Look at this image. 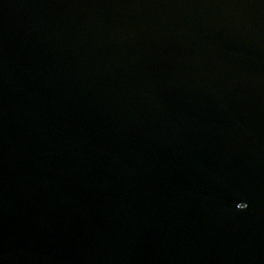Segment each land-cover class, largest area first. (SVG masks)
I'll return each instance as SVG.
<instances>
[{"label":"water","instance_id":"obj_1","mask_svg":"<svg viewBox=\"0 0 264 264\" xmlns=\"http://www.w3.org/2000/svg\"><path fill=\"white\" fill-rule=\"evenodd\" d=\"M0 264H264V0H0Z\"/></svg>","mask_w":264,"mask_h":264},{"label":"clouds","instance_id":"obj_2","mask_svg":"<svg viewBox=\"0 0 264 264\" xmlns=\"http://www.w3.org/2000/svg\"><path fill=\"white\" fill-rule=\"evenodd\" d=\"M245 208H246V205H245V207L241 208L240 210H243V209H245Z\"/></svg>","mask_w":264,"mask_h":264}]
</instances>
